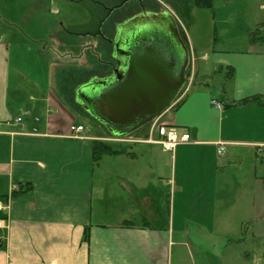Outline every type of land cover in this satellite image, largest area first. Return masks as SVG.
<instances>
[{
	"label": "crops",
	"instance_id": "0c3cea01",
	"mask_svg": "<svg viewBox=\"0 0 264 264\" xmlns=\"http://www.w3.org/2000/svg\"><path fill=\"white\" fill-rule=\"evenodd\" d=\"M252 1L249 23L231 26L247 35L242 47H192L193 82L160 115L188 142L170 151L139 128L95 161L94 141L108 135L87 131L59 83L64 38L31 29L52 0H0V121L21 116L27 132H0V264H233V235L264 242V0ZM231 2L212 0L213 29L215 18L230 25ZM184 209L205 210L193 217L205 227L184 234Z\"/></svg>",
	"mask_w": 264,
	"mask_h": 264
},
{
	"label": "rangeland",
	"instance_id": "374dc122",
	"mask_svg": "<svg viewBox=\"0 0 264 264\" xmlns=\"http://www.w3.org/2000/svg\"><path fill=\"white\" fill-rule=\"evenodd\" d=\"M230 1H233L230 5L231 10H228L230 12H227L229 14L227 21L230 25L223 26L218 22L219 18H215L216 29H213L214 8L222 6L225 0H215L214 8L197 7L194 0H52L45 14L34 21V27L31 29H35L37 23L38 29L60 31L57 35L64 38L68 52L64 55V66L56 70L59 83L63 82V90L69 95L66 97L70 100V106L79 112V120L84 123L87 131L109 136L108 131L76 103L74 90L76 86L93 77H103L111 72L115 64L112 40L117 26L143 11L158 13L164 10L173 16L193 63L192 47L197 54L203 51L209 54L211 47L214 50L240 49L247 40V35L242 29H231V26L240 21L249 23L251 15L256 12L255 4L252 0H244V7L239 2L235 7L234 0ZM260 26L264 27V23ZM19 29L25 30L27 27L20 25ZM3 30L6 34L5 40L15 41L14 32L12 34L10 29ZM21 37L16 40L19 41ZM65 48L61 47L62 50ZM169 111L172 112L173 109L170 108ZM134 132L128 137L133 136ZM197 190L193 189L190 194L184 192L183 202L195 203L198 197ZM200 212L206 213L205 210H183L184 234H190L198 227L193 217H198ZM204 227L200 224L196 230H202ZM232 250L236 256L233 264H264V242L253 241L249 235L246 240L241 234L233 235Z\"/></svg>",
	"mask_w": 264,
	"mask_h": 264
},
{
	"label": "water",
	"instance_id": "95a60500",
	"mask_svg": "<svg viewBox=\"0 0 264 264\" xmlns=\"http://www.w3.org/2000/svg\"><path fill=\"white\" fill-rule=\"evenodd\" d=\"M115 65L76 86L75 101L113 136L129 135L160 115L185 81L188 49L173 16L143 11L112 40Z\"/></svg>",
	"mask_w": 264,
	"mask_h": 264
},
{
	"label": "built area",
	"instance_id": "2783aa9c",
	"mask_svg": "<svg viewBox=\"0 0 264 264\" xmlns=\"http://www.w3.org/2000/svg\"><path fill=\"white\" fill-rule=\"evenodd\" d=\"M192 76H193V68L191 67L190 69V73L188 75L187 78V82H186V87L185 89L190 85L191 80H192ZM178 99V98H177ZM176 99V100H177ZM211 104L215 107V108H221L222 105L220 102L211 100ZM34 120H38L37 117H34ZM12 123H17L20 124V129L17 132L20 133H27L22 125V117L21 116H17L14 119L10 120H5V121H0V132H3V126H10ZM72 131H73V136L74 137H80L77 133H80L83 131V126L82 125H76V126H72L71 127ZM155 131L158 135V139L155 140L158 143H160L163 148L172 151L175 146L177 144L180 143H186L189 140V134L188 133H182V134H178L177 129L173 126H167L161 122L158 121V118L154 119L152 121V123L150 124L149 127V137L145 140V141H154L150 135L151 133ZM12 133V132H11ZM111 140L117 141V140H124L123 138H111ZM224 147L218 146V153H221L223 151ZM6 208V206L0 201V210H4ZM3 225V220L0 219V227Z\"/></svg>",
	"mask_w": 264,
	"mask_h": 264
},
{
	"label": "trees",
	"instance_id": "16d2710c",
	"mask_svg": "<svg viewBox=\"0 0 264 264\" xmlns=\"http://www.w3.org/2000/svg\"><path fill=\"white\" fill-rule=\"evenodd\" d=\"M194 3L197 7H201V8H211L212 7V0H194ZM255 32L251 33V38H254ZM227 76H231L232 75V69L230 67H228L225 71V73ZM256 100V97H251V98H246L243 99L241 102H246L248 100ZM96 121V120H95ZM149 127V123L145 124L144 126L140 127V128H146L148 129ZM117 150L113 149V144L111 142H107V141H103V140H95L94 141V145H93V160H97L102 154L105 153H112L115 152ZM123 225L126 226H133L134 222L133 221H128L125 220L122 223Z\"/></svg>",
	"mask_w": 264,
	"mask_h": 264
},
{
	"label": "flooded vegetation",
	"instance_id": "af4514ba",
	"mask_svg": "<svg viewBox=\"0 0 264 264\" xmlns=\"http://www.w3.org/2000/svg\"><path fill=\"white\" fill-rule=\"evenodd\" d=\"M115 65V64H114Z\"/></svg>",
	"mask_w": 264,
	"mask_h": 264
}]
</instances>
